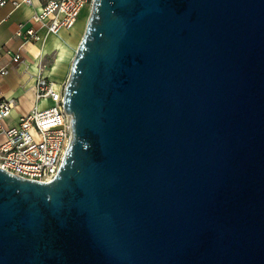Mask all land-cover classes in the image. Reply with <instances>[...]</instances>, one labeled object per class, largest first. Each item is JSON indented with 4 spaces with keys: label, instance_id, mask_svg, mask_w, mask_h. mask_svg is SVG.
Wrapping results in <instances>:
<instances>
[{
    "label": "water",
    "instance_id": "obj_1",
    "mask_svg": "<svg viewBox=\"0 0 264 264\" xmlns=\"http://www.w3.org/2000/svg\"><path fill=\"white\" fill-rule=\"evenodd\" d=\"M56 176L0 167V264H264V0H93Z\"/></svg>",
    "mask_w": 264,
    "mask_h": 264
},
{
    "label": "built area",
    "instance_id": "obj_2",
    "mask_svg": "<svg viewBox=\"0 0 264 264\" xmlns=\"http://www.w3.org/2000/svg\"><path fill=\"white\" fill-rule=\"evenodd\" d=\"M43 6L34 12L28 22L18 23L15 35L22 39L18 50L7 49L15 64L24 62L21 48L32 41H44L48 35H60L63 29H71L80 13L90 11L93 0H43ZM10 3L13 8L21 4L31 5L32 0H0V7ZM44 30V34L40 30ZM40 57L33 74L35 103L26 114H21L13 125L3 120L14 108L12 98L0 100V167L30 180H52L62 163L71 138L70 116L63 106L64 85L44 74ZM8 73L6 67L0 74ZM49 101L41 106L40 101Z\"/></svg>",
    "mask_w": 264,
    "mask_h": 264
},
{
    "label": "crops",
    "instance_id": "obj_3",
    "mask_svg": "<svg viewBox=\"0 0 264 264\" xmlns=\"http://www.w3.org/2000/svg\"><path fill=\"white\" fill-rule=\"evenodd\" d=\"M43 3V0H32L31 5L21 4L19 7L13 8L10 3H7L0 7V68L6 67L8 69L7 74H0V100L12 98L14 101L11 115L3 120V124L6 126L15 124L18 117L21 114L28 113L35 103L33 74L39 58H43L55 50L61 54L67 45L72 48L69 44L70 37L67 38L63 35V31L67 32L70 29H63L60 35H48L44 41H32L22 47L23 63L15 64L11 61L10 56L6 52L7 49L13 52L18 50L22 41L20 37L15 35L18 23L23 22L25 27L29 26L28 20L30 16L34 12L39 11ZM40 33L43 35L44 30L41 29ZM61 45L63 49H60ZM75 48L72 49L75 50ZM44 74L53 79L46 70H44ZM53 80L56 81L55 79ZM56 82L62 84L58 81ZM48 102L47 100H42L40 105L45 106Z\"/></svg>",
    "mask_w": 264,
    "mask_h": 264
},
{
    "label": "rangeland",
    "instance_id": "obj_4",
    "mask_svg": "<svg viewBox=\"0 0 264 264\" xmlns=\"http://www.w3.org/2000/svg\"><path fill=\"white\" fill-rule=\"evenodd\" d=\"M86 9L87 8H85V10L80 13L78 22H76L73 28L67 30V32L63 31V35L65 37H70L69 44L72 46V48L77 46V43L83 33L86 19L89 14V11ZM72 48L65 46V49L61 52V54L55 50L52 53L45 55L41 60L44 70H46V72L53 79L62 83V85H65L68 77L71 57L74 53Z\"/></svg>",
    "mask_w": 264,
    "mask_h": 264
},
{
    "label": "bare ground",
    "instance_id": "obj_5",
    "mask_svg": "<svg viewBox=\"0 0 264 264\" xmlns=\"http://www.w3.org/2000/svg\"><path fill=\"white\" fill-rule=\"evenodd\" d=\"M61 44H62V43H61ZM63 44H65V43H63ZM55 46H56V45H55ZM63 46H64V45H63ZM67 46H68V45H67ZM60 49H63V48H62V45H61V48H60Z\"/></svg>",
    "mask_w": 264,
    "mask_h": 264
}]
</instances>
